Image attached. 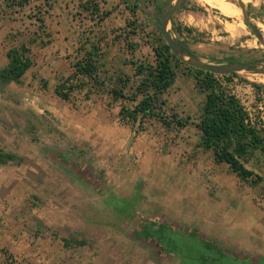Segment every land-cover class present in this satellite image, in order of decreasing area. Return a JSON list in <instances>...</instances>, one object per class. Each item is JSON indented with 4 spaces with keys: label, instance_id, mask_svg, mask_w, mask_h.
Segmentation results:
<instances>
[{
    "label": "rangeland",
    "instance_id": "374dc122",
    "mask_svg": "<svg viewBox=\"0 0 264 264\" xmlns=\"http://www.w3.org/2000/svg\"><path fill=\"white\" fill-rule=\"evenodd\" d=\"M142 1L143 12L133 16L124 1L98 0L102 14L109 15L101 21L82 12L79 0H30L24 8L0 0V69L8 64V50L23 39L49 42L32 47L34 66L21 85L10 86L11 98L0 95V150L24 158L20 166L0 167V246L6 257L1 264H198V251L177 246L171 233L216 248L230 256L231 264L261 262L241 228L243 206L263 201L264 183L253 190L203 151L206 186L178 194L180 175H192L187 166L197 157L198 132L193 127L168 131L152 122L137 134L120 119V103L101 100L89 86L79 90L80 41H109L104 65L111 74H102L109 78L125 75L119 71L130 66L128 42L140 45V39L155 37L161 14L156 9L154 26L155 9ZM231 1L239 8L238 0ZM247 2L251 22L264 34V0ZM187 5L206 25L187 42L194 55L212 64L264 59V46L240 8V17L233 18L202 0H187ZM233 27L245 34L235 38ZM15 37L20 39L13 42ZM183 73L188 74L184 67L177 75ZM190 80L195 100L205 99ZM220 81L253 120L264 123V83L257 75L243 72ZM63 83L78 87L69 101L57 95ZM28 121L37 127V140L26 130ZM63 239L86 240L88 246L67 248Z\"/></svg>",
    "mask_w": 264,
    "mask_h": 264
},
{
    "label": "trees",
    "instance_id": "16d2710c",
    "mask_svg": "<svg viewBox=\"0 0 264 264\" xmlns=\"http://www.w3.org/2000/svg\"><path fill=\"white\" fill-rule=\"evenodd\" d=\"M122 1H125L133 16L141 10L142 0ZM11 2L14 6L24 8L30 0H11ZM155 2L156 0L150 1L151 4ZM164 7L158 9L159 15ZM80 8L82 12L93 15L101 21L109 17L107 14H102L98 0H86ZM39 20L41 27L44 28L45 21ZM156 29L157 34L152 39L150 37L152 41H148L153 51V60L133 62L134 75L116 76L108 91L115 102H122L120 119L137 134L144 132L148 123L152 122L160 123L168 131H182L188 126L195 125L201 133L198 147L210 153L215 164L227 166L242 183L251 188H258L264 183L262 172L264 168V123L253 120L243 102L220 81V78L229 79L237 74L221 77L186 66L172 54L159 30V25ZM43 33H45L44 30ZM172 33L189 50L187 42L183 40L185 38L182 39L183 31L173 22ZM187 33L191 31L187 30ZM19 39L20 37H15L13 42ZM48 44L49 42L42 37L35 36L23 39L18 45L8 50V64L0 69V95L2 97L11 98L10 86L21 85L27 73L33 68L32 47H46ZM98 44L90 50L83 49V57L75 64L76 75L79 76L81 82L79 90H84L89 86V90L103 93L108 89L107 77L102 78L101 76L106 52L101 44ZM127 44L132 52L136 50V45L131 42ZM183 67L205 94L204 107L197 123H193L191 118L184 119L176 114L169 115L165 109L166 102L163 95L175 84L177 73ZM69 85V83H63L56 91L57 95L66 101L70 100L71 94L78 88ZM255 88L261 90L263 87L255 85ZM26 130L33 140H37L38 130L34 123L28 121ZM23 161V157L13 152L0 150V167L20 166ZM170 237L177 246L184 244L186 247L191 246L193 250H197L198 264H231L232 262L229 255L222 254L221 251L219 253L214 247L202 243H189V239L186 240L172 233ZM63 242L67 248L73 244L78 247L88 246L86 240L63 239Z\"/></svg>",
    "mask_w": 264,
    "mask_h": 264
},
{
    "label": "crops",
    "instance_id": "0c3cea01",
    "mask_svg": "<svg viewBox=\"0 0 264 264\" xmlns=\"http://www.w3.org/2000/svg\"><path fill=\"white\" fill-rule=\"evenodd\" d=\"M85 1L86 0H79V8H80V5ZM150 1L151 0H146L147 5H151L155 9L154 15L150 17V21L154 24V26H156V23H157L156 19H158L157 14H156V9H159L160 7H162L163 0H156V2L153 4H151ZM252 6H256V5H254V3H253ZM121 7H122V5H121ZM187 7H188V5H187V0H186V2L184 4V8L181 9L180 11H178L177 13H175L173 16V20H172L174 25H176L177 27H179V29L181 31H183L184 36L182 37V39L185 38L183 40L186 42L190 41V37L196 36V34H198V33H202L203 32L202 27L206 26V25H204V22H205L203 20L204 18L202 16L197 15L196 12L193 11V9L188 10ZM251 9H252V7H251ZM140 11L143 12L142 11V4H141V10ZM90 16H92V20H96L95 16H93V15H90ZM127 24H128V22H127ZM218 24L219 23H215L216 26L212 28V31H214V32L217 31V29H218L217 27L219 26ZM187 30H190L191 33H187ZM227 30L229 32H231L229 30V27H227ZM232 34L235 35V38H239L240 36H243L245 33H244L243 29H237V33L233 32ZM92 40H94V39H92ZM140 42H141L140 45H136V50L134 52L131 51V56L129 57V59L131 58L130 66L122 67L121 71H119V73L125 74V75L129 74L128 76H133L134 71H135L133 68V64H132L133 62L135 63V62H142V61H146V60H153V51H152V48L150 47V45L148 44V42L142 43V39H140ZM100 44H101V47L104 48V51L106 52L105 59H104V61H106V59L109 55V51H110V48H109L110 43H109V41L105 40V41L100 42ZM94 45H99V44L96 42L95 43L88 42V43L83 44L80 41L79 42V49L81 50V52L79 51V60L84 55V52H83L84 46L87 50H90L93 48ZM127 46H128V44H127ZM105 71L109 74L110 69H109V66L107 64H105L102 67L101 76L103 73H105ZM110 74H111V71H110ZM115 74H117V73H114V75ZM116 76L112 77V75H111L109 78H107L108 79L107 80L108 89L105 92L101 93V91H99V92H97L96 90H92V91H94L97 94V96L101 98V100L106 101V98H108L112 104L113 103H115V104L120 103L121 108H122V102L121 101L115 102L113 100L112 96L110 94H108V91L110 90L111 85H112L114 79L116 78ZM102 78H105V77L102 76ZM190 78L191 77L186 73L185 74L183 73L182 76L177 75L175 84L169 89V91L166 94L163 95V99L166 102L165 109L167 111L168 110L173 111V114L179 115L181 118H185V119L191 118L192 122H194V121H196L194 119L199 118V116L201 115L202 109L204 107V100L205 99L203 98V99H200L199 101L195 100L196 96L192 93V90H195L194 89L195 86L193 85ZM121 108H120V110H121ZM192 127L198 132V137H199V138H197L196 147H194L195 149L193 152V156H195L197 154V157L194 158V160H192L187 166V170L191 171L192 175L188 174L187 172L182 173L180 175L179 181L182 182V185L181 184H180V186L177 185V187L179 188L178 194H183L184 190L186 192H189L188 189H191V188H192V190H194L197 187H201V186L205 187L206 185L205 184L202 185V182L204 181V179H208V175H209V173L206 171L207 167L204 166V158H206V156H207L206 153H208V152L204 153L205 151L203 152V150L198 147V142H199L200 137H201V134L199 133L200 131L198 130V128L195 125L188 126L184 130L192 128ZM198 152H202V153L200 154ZM188 159H189V157H188ZM190 160H191V157H190ZM219 166H222V165H219ZM196 171L200 172L199 175L203 176L202 177L203 180L200 179L199 176H196V174H195ZM201 172H202V174H201ZM140 182H142V181H140ZM183 182H185V183H183ZM155 185L157 186L158 183H156ZM141 186H142V184H141ZM151 186H152V184H149L148 188H151ZM142 187H146V186H142ZM142 187H141V190H142ZM186 187H187V189H186ZM252 189L257 190V188H252ZM184 195H185V193H184ZM113 198H115V196ZM1 199H2V196L0 195V200ZM182 199H183V196L181 195L180 200H182ZM234 202L237 203V200ZM255 206H256V208H255ZM255 206L253 204L243 206V209H242L243 210L242 211L243 227L241 228V237L242 236H250L251 254L256 255V256L261 258V262L258 264H264V211L261 210V209H264V197H263V201H259V199H258ZM0 216H2V212H0ZM0 241H1V236H0ZM27 247H28V245H27ZM2 252H3L2 247L0 246V264L6 260L4 252L3 253Z\"/></svg>",
    "mask_w": 264,
    "mask_h": 264
},
{
    "label": "water",
    "instance_id": "95a60500",
    "mask_svg": "<svg viewBox=\"0 0 264 264\" xmlns=\"http://www.w3.org/2000/svg\"><path fill=\"white\" fill-rule=\"evenodd\" d=\"M185 2L186 0H170L163 8L158 24L159 30L164 40L171 49L172 54L175 55L179 61H181L188 67L221 77L240 74L243 72L251 73L254 75H264V59L249 62H228L226 64H212L205 62L204 60L193 55L189 50H187L183 46V44L177 40L170 29L174 14L182 9ZM237 5L242 10L245 24L255 35L257 40L264 46L263 33L259 30L257 25L251 22L248 7L243 2V0H238Z\"/></svg>",
    "mask_w": 264,
    "mask_h": 264
},
{
    "label": "bare ground",
    "instance_id": "6f19581e",
    "mask_svg": "<svg viewBox=\"0 0 264 264\" xmlns=\"http://www.w3.org/2000/svg\"><path fill=\"white\" fill-rule=\"evenodd\" d=\"M202 2L213 9L219 10L223 15L227 17H240V9L231 0H202ZM243 2L245 4L248 3L247 0H243ZM233 32L237 33V29L233 28ZM257 79L260 82L264 83V75H257Z\"/></svg>",
    "mask_w": 264,
    "mask_h": 264
}]
</instances>
